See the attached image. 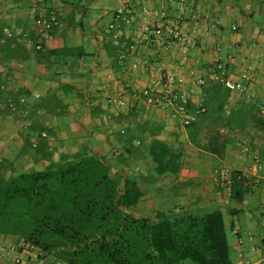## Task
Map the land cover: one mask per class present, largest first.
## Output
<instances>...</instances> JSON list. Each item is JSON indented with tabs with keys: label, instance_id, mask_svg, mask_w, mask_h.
<instances>
[{
	"label": "crops",
	"instance_id": "0c3cea01",
	"mask_svg": "<svg viewBox=\"0 0 264 264\" xmlns=\"http://www.w3.org/2000/svg\"><path fill=\"white\" fill-rule=\"evenodd\" d=\"M119 9L124 13L118 20ZM163 14L177 21L190 42L131 49L138 23L144 18L159 22ZM52 17L59 24L41 35L36 20ZM112 24L118 25V41ZM20 30L27 37L17 34ZM144 61L157 62L173 76L175 88L206 80L189 103L191 113L205 110L194 116L191 128L181 124L172 107L136 98L153 85L145 66L134 67ZM218 63L235 78L252 65L261 82L253 83L247 95L231 92L213 75ZM156 85L161 91L159 78ZM113 95L128 99L131 107L110 105ZM9 101L19 110L6 107ZM263 103L264 0H0V160L9 167L7 176L49 164L33 150L24 153L29 131L36 142L42 132L55 162L63 155L96 153L113 175L139 182L145 196L135 208L141 210L138 215L222 212L228 237H234L229 241L233 264H264V127L250 116L252 106L261 111ZM153 137L184 149L178 173L155 174L148 156ZM209 142L224 144L223 155L196 144ZM120 155L128 165L117 161ZM225 170L249 180L251 192L243 202L232 200ZM0 264L66 262L0 235Z\"/></svg>",
	"mask_w": 264,
	"mask_h": 264
},
{
	"label": "trees",
	"instance_id": "16d2710c",
	"mask_svg": "<svg viewBox=\"0 0 264 264\" xmlns=\"http://www.w3.org/2000/svg\"><path fill=\"white\" fill-rule=\"evenodd\" d=\"M250 116L264 127L257 105ZM32 138L29 131L24 153L33 150L49 164L8 177L0 160L1 236L54 253L66 264H233L222 212L137 215L133 210L145 192L136 179L113 175L107 160L93 152L63 155L55 162L42 132L35 145ZM196 144L219 156L225 148ZM127 152L134 155L133 149ZM148 156L155 174L163 176L182 169L185 151L153 137ZM117 161L128 165L124 155ZM230 190L232 200L243 202L250 182L234 172Z\"/></svg>",
	"mask_w": 264,
	"mask_h": 264
},
{
	"label": "built area",
	"instance_id": "2783aa9c",
	"mask_svg": "<svg viewBox=\"0 0 264 264\" xmlns=\"http://www.w3.org/2000/svg\"><path fill=\"white\" fill-rule=\"evenodd\" d=\"M123 13L124 9L118 10V20L122 17ZM143 13L145 14L146 10H143ZM58 24L59 23L56 17L41 18L36 20V27L41 35H45L47 32H50ZM117 27V24H112L110 26V29L113 32V39L115 41H118L120 37L117 32ZM5 33L8 36H13V33H11L9 29H5ZM17 34L27 37L26 33L22 30H20ZM190 39L191 38L188 35L180 31L177 26V21L169 22L168 17L163 14L159 22L153 23L149 19L144 18L141 20L140 24L138 23V27L135 31V43L130 48L135 49L137 45L142 47H158V45L163 43L167 49H170L175 43L184 45L189 43ZM36 49H42L41 42H38ZM124 59L125 54H122L121 61L123 62ZM138 65L146 67V70L152 77L153 85L142 89L140 93L137 94V99H139V97L143 98L145 103L149 106L163 105L172 107L174 110V116L180 120L184 127L193 123L195 115L205 111L204 108H200L196 110L195 113L189 112L190 100L198 94L200 87L206 85L205 79H198L196 84L189 88H175V79L173 76L167 74L164 69L158 66L157 62H139L135 64L134 67H137ZM226 72L227 69L222 63H218L213 69L215 79L231 92L247 95L250 93V87L253 83L259 81L261 82L259 70L252 65L242 69L236 78L226 76ZM158 78L161 81V91L158 90V86L156 85ZM178 81L179 83L183 82L182 79H179ZM20 101L22 103L25 102V98H22ZM108 103L121 109H128L132 104L128 99L114 95L108 97ZM5 106L14 111L19 110V107L13 101H9ZM261 112L264 114V103ZM26 114L27 112H24V115ZM122 133H124V131H122ZM32 142L34 145L36 144L35 139H32ZM232 174L233 173H230L228 170H225L223 173L224 185L229 188L232 185Z\"/></svg>",
	"mask_w": 264,
	"mask_h": 264
},
{
	"label": "rangeland",
	"instance_id": "374dc122",
	"mask_svg": "<svg viewBox=\"0 0 264 264\" xmlns=\"http://www.w3.org/2000/svg\"><path fill=\"white\" fill-rule=\"evenodd\" d=\"M3 163H4V161H3ZM5 164V163H4ZM7 169H9V167H7ZM156 205H158V204H156ZM155 206V205H154ZM158 207H156V209H157ZM150 210H152V209H150ZM158 211V210H157ZM133 213H135V214H140L141 213V210H139V209H135V210H133ZM145 213V212H144ZM229 241H230V243L232 242V240L234 239V237H233V235H230L229 237ZM231 258L234 260V252H233V250L231 249Z\"/></svg>",
	"mask_w": 264,
	"mask_h": 264
}]
</instances>
